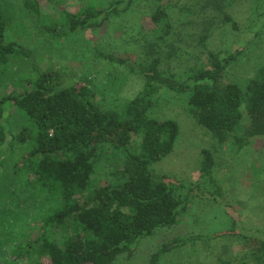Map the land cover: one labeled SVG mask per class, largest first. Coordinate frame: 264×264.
Returning <instances> with one entry per match:
<instances>
[{
  "label": "trees",
  "instance_id": "16d2710c",
  "mask_svg": "<svg viewBox=\"0 0 264 264\" xmlns=\"http://www.w3.org/2000/svg\"><path fill=\"white\" fill-rule=\"evenodd\" d=\"M134 1L102 0L71 11L56 0H47V6L60 8V23L45 27L50 39L60 40L101 28L113 15L128 11ZM24 6L39 20L43 18L41 0H26ZM1 9L2 5L0 68L13 57L31 56L23 46L8 41L12 19ZM260 18L264 19V13ZM152 20L169 35L171 23L163 7ZM225 22L237 26L229 16ZM206 40L204 34L200 45L206 63L189 68L185 76L162 71L159 58L141 64L101 54L144 82L143 90L117 110L102 107L88 84H67L57 71L37 74L26 81L22 93L1 98L0 243L7 234L5 222L19 212L24 214L22 206L29 200L35 226L29 225L30 212L18 215L30 235L10 248L16 256H27L29 264H115L123 256L132 258L143 239L176 226L187 210L191 191L185 194V185L151 172L153 165L173 153L180 136L175 120L150 117L163 92L187 95L194 119L221 144L233 139L242 149L264 139V69L245 90L226 83L225 74L241 51H210ZM9 108L24 122L19 130L9 131L6 126ZM244 110L249 122L243 128ZM106 148L120 154L122 165L112 175L113 183L92 189L99 155ZM203 156L201 173L213 182V153L203 150ZM176 247L165 245L149 264H158ZM250 258L264 264V241L257 240Z\"/></svg>",
  "mask_w": 264,
  "mask_h": 264
},
{
  "label": "rangeland",
  "instance_id": "374dc122",
  "mask_svg": "<svg viewBox=\"0 0 264 264\" xmlns=\"http://www.w3.org/2000/svg\"><path fill=\"white\" fill-rule=\"evenodd\" d=\"M24 1L0 0L1 10L12 19L8 41L31 53L30 57H13L0 68V100L22 93L26 81L36 79L37 74L57 71L67 84H88L102 107L117 110L143 90L144 82L124 66L102 59L101 54L141 64L159 58L162 71L185 76L189 68L206 63L200 45L204 34L210 51H241L225 74L226 83L234 82L245 90L264 69V19L260 18L264 0H135L128 11L113 15L101 28L72 33L60 40L50 39L45 27L60 23V8L47 6V0H41L44 16L39 20L25 9ZM56 1L63 4L62 9L77 11L102 0ZM159 7L168 13L169 35L152 20ZM226 16L236 23V28L225 22ZM155 103L150 117L175 120L180 136L173 153L153 165L151 172L185 185L184 193L191 191V197L176 226L143 239L132 258L123 256L115 264H149L151 257L168 244L177 247L158 264H258L250 257L257 240L264 241V139L253 140L242 149L233 139L221 144L194 119L187 95L163 92ZM11 111L9 108L6 112V126L16 131L24 122ZM248 122L244 110L243 128ZM203 150L211 151L215 159L213 182L201 173ZM121 165L118 152L103 150L92 189L113 183L112 175ZM31 201L22 206L26 208L24 214L10 216L3 225L7 234L0 243V264H29L27 256H16L10 248L30 235L18 215L30 212L29 225L35 226ZM34 261L37 263V259Z\"/></svg>",
  "mask_w": 264,
  "mask_h": 264
}]
</instances>
